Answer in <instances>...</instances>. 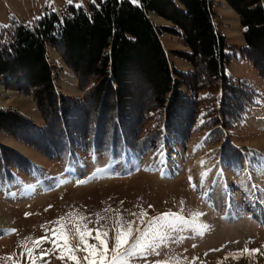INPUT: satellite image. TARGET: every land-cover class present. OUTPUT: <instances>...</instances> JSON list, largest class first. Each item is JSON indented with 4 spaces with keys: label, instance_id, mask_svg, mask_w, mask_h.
<instances>
[{
    "label": "rangeland",
    "instance_id": "1",
    "mask_svg": "<svg viewBox=\"0 0 264 264\" xmlns=\"http://www.w3.org/2000/svg\"><path fill=\"white\" fill-rule=\"evenodd\" d=\"M131 1L141 4V0ZM91 2L73 0L71 4L88 7ZM210 2L217 32L224 37L226 52L233 56L227 73L257 92L253 103L231 125H226L221 111L224 91L219 85H198L196 96L188 87L175 85L200 102L191 122L183 121L187 130L177 131L183 116L189 114L186 104L177 102L172 123L169 101L159 110L151 107L153 97L163 89L159 76L141 72L125 78L121 118V112L114 110V97L108 92L104 107H99L94 88L101 84L100 80L91 79L90 74L79 76L62 51L51 44L47 46L54 76L51 90L43 83L34 85L35 81L19 65L11 79L0 75V109L23 117L43 131L40 135L28 133L30 126L12 117L0 127L3 150L11 148L30 162L28 166L8 167L6 161L14 159L11 156L1 169L4 173L9 168L12 177L0 176V264H30L26 248L33 249L39 257L40 251L52 244L45 241L37 248L34 241L43 238L46 230L50 238L53 228L67 231L73 219L88 223L90 229L107 225L113 229L109 232L111 237L116 210L124 221L135 222L133 228L140 219L133 214L141 211L146 213L145 225L149 218L166 212L181 213L186 221L169 230L166 243L156 252L137 258L132 264H154L170 258L180 264H192L193 260L195 264H264V77L254 60L241 51L247 42L240 14L227 0ZM261 2L264 5V0ZM178 4L181 9L186 8ZM68 5V0H0V44L7 39L1 31L13 21L33 24L37 17L49 11L62 13ZM146 12L157 28L171 67L187 74L174 75L175 79L187 84L196 71L205 77L207 61L201 54L193 60L182 56L183 52H192L184 31L155 11ZM253 46L264 65V36ZM106 87L104 83L107 91ZM146 105H151V110L135 120L141 115L139 109ZM126 126L131 131L134 126L133 133ZM50 141L62 146L55 154L51 153L55 145ZM69 212L76 213V217H68ZM97 213L104 217L99 225ZM80 214L85 220L79 221ZM61 216L66 217L63 224L52 223ZM203 225L208 228L198 235ZM8 229L16 231H4ZM25 242L26 248L22 247ZM112 244L110 239L109 248ZM246 244L248 249L260 252L252 258L248 254L240 259L228 256L243 250ZM59 255L57 249L44 259H37L36 264H74L59 259ZM77 255L82 257L83 253Z\"/></svg>",
    "mask_w": 264,
    "mask_h": 264
},
{
    "label": "trees",
    "instance_id": "2",
    "mask_svg": "<svg viewBox=\"0 0 264 264\" xmlns=\"http://www.w3.org/2000/svg\"><path fill=\"white\" fill-rule=\"evenodd\" d=\"M227 1L240 14L245 27L247 46L241 51L245 57L254 60L264 77V65L259 61L258 54L253 52L254 42L264 36V5L261 0ZM178 2L186 8L181 9ZM146 10L155 11L184 31L186 43L192 48V52H183L182 56L193 60V57L201 54L207 61L205 77L202 78L196 71L190 75V82L185 81L187 84L175 79L174 75L185 77L187 74L171 67L157 28L149 19ZM165 29L174 34H181L174 28ZM1 32L7 34V39L0 44V75H8L11 79L15 74L16 65H19L24 67L27 76L35 81L34 85L43 83L51 90L54 86V76L47 56V46H57L68 65L77 71L79 76L90 74L91 79L100 80L101 84L94 88L98 93L99 107H104L109 93L117 105L114 110L121 112V118L125 78L135 72L159 76L163 89L153 97L152 106H149L159 110L169 101L171 122L176 115L174 109L177 102L186 104L189 114L183 116L181 126L174 124L179 132L185 128L184 122H191L195 108L200 102L176 89L175 85L188 87L194 96L200 91L198 85L207 83L215 88L219 85L224 91L221 111L227 120L226 125L233 124V119L242 115L257 96L253 86L245 81L235 80L227 73L226 67L233 56L226 52L224 37L217 32L210 0H141L140 5L131 0H96L88 7L69 4L62 13L49 11L33 24L13 21ZM104 83L107 91L103 89ZM172 91V97L168 99V94ZM58 98L69 99L59 96ZM56 106L58 103L55 101ZM149 106L141 107L139 113L142 116L139 115L135 120L144 117V114L151 110ZM11 117L20 124L26 123L30 126L28 133L40 135L43 132L42 128L24 120L23 117L17 118L12 112L2 109L0 127ZM133 127L131 126L132 131L127 126L126 129L133 133ZM60 147L62 146L55 145L51 153H57ZM4 148L3 150V145L0 144L1 177H12L8 168L12 164L22 167L23 164L30 165V162L15 150ZM42 149L44 150L43 146ZM11 156L14 159H10ZM6 158L10 160L6 161L8 169L3 173L1 169Z\"/></svg>",
    "mask_w": 264,
    "mask_h": 264
},
{
    "label": "snow or ice",
    "instance_id": "3",
    "mask_svg": "<svg viewBox=\"0 0 264 264\" xmlns=\"http://www.w3.org/2000/svg\"><path fill=\"white\" fill-rule=\"evenodd\" d=\"M72 2L73 0H68L69 4ZM92 2L95 3V0H92ZM76 7H82V4H77ZM37 19H39V17H37ZM202 175L206 176L207 173ZM189 179L191 180V178ZM84 182L85 181H77V183ZM193 187H195V185H193ZM49 207H51V205H49ZM105 211H109V209H105ZM116 211L117 219L114 222V235L111 237L109 236V232L113 229H108L107 225H99V220L104 217L97 213L98 219L96 224L99 226L95 229H90L88 223H78L76 219H73L69 221L72 227L68 228L67 231L53 228L51 230V238L47 235L46 230L43 238L34 241L35 246L40 248L45 241H50L52 247L42 249L39 257L33 254V249L26 248L25 242L22 244V247L26 248L30 264H36L37 259L42 260L57 249L60 251L59 259H67L74 262V264H132L133 260L137 258H146L150 253L156 252V249H158L161 244L166 243V236L169 234V230L175 229L179 224L186 222L181 213L166 212L149 218L145 225L143 217L146 213L141 211L138 214H133L140 218L137 226L133 228V223L135 222L124 221L122 217L119 216V211ZM25 215L28 216L31 215V213H25ZM193 215L199 216L203 214L194 213ZM67 216L75 218L76 213L69 212ZM78 219L79 221H83L85 217L83 214H80ZM65 220L66 217L61 216L52 223L63 224ZM207 228V225H203L198 229L197 234L203 235ZM4 231L15 232L16 230L8 229ZM93 231L95 235H92ZM110 239L113 241L111 248H109L108 245ZM182 239L183 237H181V240ZM90 240H95L96 243H89ZM73 241H75V243ZM193 247H195V245H193ZM211 251H219V249H213ZM259 252L260 249H248L246 244L243 250L230 252L228 256L233 259H240L245 254H248V256L252 258L254 253ZM78 253H83V256H78ZM261 254L264 255V253ZM20 256L23 257L24 252H21ZM5 259H12V257H6ZM154 264H180V262L170 258L168 260H157ZM192 264H195L194 260ZM218 264H222V262H218Z\"/></svg>",
    "mask_w": 264,
    "mask_h": 264
},
{
    "label": "crops",
    "instance_id": "4",
    "mask_svg": "<svg viewBox=\"0 0 264 264\" xmlns=\"http://www.w3.org/2000/svg\"><path fill=\"white\" fill-rule=\"evenodd\" d=\"M214 23H215V25H216V22H215V20H214ZM217 27V26H216ZM251 65V64H250Z\"/></svg>",
    "mask_w": 264,
    "mask_h": 264
}]
</instances>
